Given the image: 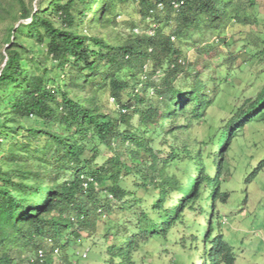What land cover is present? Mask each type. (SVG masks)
Masks as SVG:
<instances>
[{
    "label": "trees",
    "instance_id": "trees-1",
    "mask_svg": "<svg viewBox=\"0 0 264 264\" xmlns=\"http://www.w3.org/2000/svg\"><path fill=\"white\" fill-rule=\"evenodd\" d=\"M135 1L145 16L164 3L180 38L202 26L218 33L249 20L241 18L242 0ZM17 2L21 18L32 20L10 30L0 76V264H16V256L40 250L44 260L31 264H49L48 251L55 250L63 253L62 264H70L68 251L76 253L70 237L77 242L94 233L99 213L113 209L104 200L110 198L123 202L122 217L109 233L116 231L124 245L108 247L107 264H146L143 258L168 253L174 257L170 264H187L189 258L196 259L190 264H236L217 209L228 202L223 177L230 174L233 140L249 123L264 120V88L230 118L211 117L206 134L184 140L207 121L215 92H207L203 72L186 63L162 31L111 46L78 28L90 13L94 21L99 10L110 13L115 0H48L37 10ZM25 37L39 46L47 43L46 54L20 46ZM255 44L263 50L252 57L264 61V36ZM161 56L168 68L150 86L151 75L163 68ZM226 59L232 65L235 58ZM107 94L118 107L115 114L103 102ZM34 121L43 127L25 125ZM130 179L133 189L123 186ZM181 228L189 234L172 240Z\"/></svg>",
    "mask_w": 264,
    "mask_h": 264
},
{
    "label": "rangeland",
    "instance_id": "rangeland-1",
    "mask_svg": "<svg viewBox=\"0 0 264 264\" xmlns=\"http://www.w3.org/2000/svg\"><path fill=\"white\" fill-rule=\"evenodd\" d=\"M24 1L30 10H37L40 5H48V0ZM238 1L235 0L236 3ZM242 3L246 11L241 14V18H248V23L240 24L234 21L218 33L211 32L202 26L201 29L193 30L180 38L175 33L177 22L174 17L171 16L168 19L164 11L157 12L155 17L151 13L145 16L144 12H141L140 2L135 0L126 3L115 0L110 13L104 15L101 14L102 10H99L98 21H94V14L90 13L86 19L87 24L80 26L78 31L104 39L111 46H121L146 36L152 37L158 31H162L166 37L170 38L175 47L180 49L183 60L188 64L192 63L193 69L203 72L207 92H215L213 107L206 113L207 121H201L191 134L183 133V139L186 140L188 135L194 138L198 134H206L211 124L208 120L214 115L219 119L230 118L232 112L242 106L246 99L256 98L264 88V61L261 60V56L252 57V54H260L263 50L259 49L261 45L255 43L259 36H264L262 35L264 34V0H256L254 5L250 3V0H242ZM95 7L98 8V5ZM31 20V18H21V6L17 0H0V74L8 59L6 50L9 46L7 39L10 30L14 27L18 28L21 24H29ZM18 44L34 49L42 55L47 51V43L39 46L35 39L21 38ZM227 55L235 58L232 65L226 63ZM160 60L163 68L151 75L154 80L149 83L150 86L152 83L159 84L164 78V70L168 68V60L162 56ZM153 64L154 62L151 66ZM152 70H149L147 74L152 73ZM180 83L179 85H182L181 81ZM149 93L150 96H154L152 91ZM110 98L112 97L109 94L104 95L103 102L107 111L115 114L118 107L108 100ZM129 107L133 106L129 105ZM2 112L3 107L0 106V114ZM2 120L3 117L0 118V121ZM167 124L168 122H165L166 126ZM25 125L43 127L40 121ZM10 141L11 139L6 140L5 144L8 145ZM121 150L123 151L124 147H121ZM227 160L230 174L223 177L225 181L223 190L229 194V197L228 202L225 205H219L217 209L221 220L220 232L224 241L233 248L236 264H264V120L257 119L246 125L244 131L239 132L227 153ZM97 162L102 164L104 157H100ZM192 173L195 175L196 171L193 170ZM123 186L133 189L132 179L125 182ZM138 195L142 197L143 191L139 190ZM131 199L126 200L131 201ZM104 200L110 203L113 209L110 212L99 213L101 215L94 233L89 236L84 234V237L77 242L72 236L70 237L72 239L70 247L76 249V253H71V249L68 251L70 264H107L108 247L120 239L116 231L109 233V230L112 226L116 227V222L122 217L123 212L118 208L123 202L115 198ZM208 206L206 199L202 216L204 220L207 218ZM184 230L185 228H181L173 231L170 238L174 240L183 233L189 234ZM119 244L124 245V241H119ZM38 256V253L25 251L21 256H16L15 263L22 261V263L31 264L38 260ZM48 256L49 264L63 262V253L58 255L56 252L52 254L48 251ZM173 259V254L168 253V255L160 256L150 255L142 260L146 264H170ZM193 260L196 261L195 258H189L186 262L190 264Z\"/></svg>",
    "mask_w": 264,
    "mask_h": 264
},
{
    "label": "built area",
    "instance_id": "built-area-1",
    "mask_svg": "<svg viewBox=\"0 0 264 264\" xmlns=\"http://www.w3.org/2000/svg\"><path fill=\"white\" fill-rule=\"evenodd\" d=\"M173 5V8L174 9H178L179 7H180V4L179 3H173L172 4ZM164 8H165V5H164V3H162V2H158L157 4H156V6H155V8L154 9H152L151 11H150V13H151V15L153 16L155 13H157V12H161V11H163L164 10ZM173 40L175 39V38H172ZM83 178V177H82ZM93 181V178H89L87 181H86V183H85V186H87L88 185V182H92ZM55 252L56 253H58V251L57 250H55ZM38 257H37V259L38 260H40L41 262L44 260V257H45V254H44V252H43V250H40L39 252H38Z\"/></svg>",
    "mask_w": 264,
    "mask_h": 264
},
{
    "label": "water",
    "instance_id": "water-1",
    "mask_svg": "<svg viewBox=\"0 0 264 264\" xmlns=\"http://www.w3.org/2000/svg\"><path fill=\"white\" fill-rule=\"evenodd\" d=\"M7 60H8V59H6L5 65H6V63H7ZM5 65H4V67H5ZM1 74H2V72H1ZM1 74H0V76H1Z\"/></svg>",
    "mask_w": 264,
    "mask_h": 264
}]
</instances>
